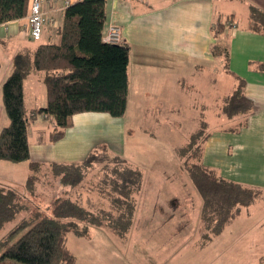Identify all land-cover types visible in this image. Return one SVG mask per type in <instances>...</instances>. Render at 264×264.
<instances>
[{
  "label": "crops",
  "instance_id": "crops-1",
  "mask_svg": "<svg viewBox=\"0 0 264 264\" xmlns=\"http://www.w3.org/2000/svg\"><path fill=\"white\" fill-rule=\"evenodd\" d=\"M63 1H43L42 10L51 21L43 26L37 40L29 36V9L25 16L0 24V49L8 54V60L13 61L19 52L32 55L40 44L60 41ZM75 1L69 0V4ZM251 7L264 12V0H106L103 34L110 22L119 25L122 43L128 47L125 113L121 117L105 112L75 113L71 126L57 140L50 136L53 121L44 115H37L27 131L29 173L30 161L44 166L80 163L98 146L109 154L122 156L142 172V185L127 233L120 236L107 228H90L89 232L108 231L107 239L101 242L109 246L98 253L96 248L84 252L75 264H264V217L253 221L255 215L264 214V33L251 28ZM218 19L225 27L214 37L212 28ZM214 46H221L223 52L215 55ZM8 71L0 75V86L11 72ZM238 79L244 81L243 93L252 100L253 110L248 115L228 118L221 112V105ZM43 80L44 72L37 70L24 79L27 112L43 107L26 104L27 84L31 97L38 91L44 94L46 105ZM133 105L136 112L131 115ZM189 105L198 113L196 126L188 137L201 122L206 125L201 163L224 179L262 191L259 200L241 207L219 234L205 242L200 236L199 194L198 204L189 201L192 195L188 191L158 188L153 194L150 189L154 192L159 181L178 175L169 177L166 169L157 172L159 176L152 175V160H129L116 148L126 134L146 133L165 119L174 121L190 109ZM211 116L219 119L215 123L218 126ZM227 119H234L236 125L224 124ZM29 132H33V140L29 139ZM180 146L173 145L172 150L175 152ZM174 152L165 165H177L181 171ZM193 204L197 207L193 208ZM191 210L197 213L196 221ZM85 237L91 240L89 235Z\"/></svg>",
  "mask_w": 264,
  "mask_h": 264
},
{
  "label": "trees",
  "instance_id": "trees-1",
  "mask_svg": "<svg viewBox=\"0 0 264 264\" xmlns=\"http://www.w3.org/2000/svg\"><path fill=\"white\" fill-rule=\"evenodd\" d=\"M28 1L0 0V24L25 16ZM250 15L251 28L264 33V12L251 7ZM106 16V0L70 3L64 8L58 43L40 44L32 55L19 52L13 57L12 70L1 85L9 121L0 129V160H29L27 131L37 115L53 121L52 140L63 136L75 113L105 112L113 117L123 116L127 105L128 47L122 40L116 44L102 41ZM224 27L222 20H216L213 36L217 37ZM222 52L214 46L215 55ZM32 70L44 72L46 105L27 112L23 81ZM243 86V79H238L233 92L223 100L221 112L228 118L248 115L253 110V102L243 93ZM205 129V123L201 122L176 149L180 170L188 175L202 201V242L219 234L225 224L239 214L241 207L254 204L262 196L260 189L224 179L201 163L202 144L207 137ZM195 145L199 163L188 164L182 157ZM101 149L109 154L106 148ZM95 151L80 163L44 166L30 161V173L22 188L0 183V228L22 211L28 213L27 206L20 202L23 199L31 202L29 197L38 194L35 189L40 180L48 182V188L52 189L47 205H36L33 213L22 214L1 237L0 264L6 260L21 264H75L76 258L66 244L69 233L85 237L92 227L107 228L120 236L127 233L142 185V172L122 156H112L125 167L115 168L113 191L117 195L111 199L104 197L105 208H100V202L95 203L89 197L85 205L79 190L81 185L66 195L82 182L85 169L93 163ZM97 209L102 210L96 212Z\"/></svg>",
  "mask_w": 264,
  "mask_h": 264
},
{
  "label": "rangeland",
  "instance_id": "rangeland-1",
  "mask_svg": "<svg viewBox=\"0 0 264 264\" xmlns=\"http://www.w3.org/2000/svg\"><path fill=\"white\" fill-rule=\"evenodd\" d=\"M219 49H222V47L220 46ZM8 58H9L8 54H4L3 51L0 49V63H1L0 75L7 72V70H9L8 72L12 70L13 63L10 59L8 60ZM8 74L9 73H7V76ZM228 87L229 86H227L226 88L227 91L229 90ZM44 97H45L44 94L39 93V91L36 93V96L31 97L30 91L28 89V84L26 85V104H28V106H31V104H35V106H44L45 105ZM192 102L193 101H191L190 103ZM189 108L190 109L187 110L185 114L181 115L178 119H174V121L172 119H165L164 122L160 121V125H157L156 128H152L151 131H146V133H142L140 131H134L133 133L126 134L124 138V142L119 144L117 143L116 148L119 149L118 152H121L122 155H124L129 160L132 159L137 162L138 161L145 162L147 160L149 161L152 160L153 162L149 166V168H151L149 169L150 170L149 172H152V175H158L157 172L166 169V171L168 172L165 173L170 174L169 177H171L172 175L179 176V177L172 176L169 181H165V180L159 181L154 189V192L152 188L150 189V192L154 194L155 191H158L156 190L158 188L165 191L169 189L170 191L173 192L175 190L180 192L181 190L182 193L188 191L192 195L191 198H189V201L190 202L194 201V203H197V201H199L198 200L199 196H197L198 193L194 185L192 184L190 178L188 177V175L183 171H179L177 165H173V167L165 165L166 159L171 158V153L174 152L172 150L173 145L174 147H176L178 145L184 144L187 140L188 132L194 129V127L196 126V121H197L196 116L198 113L196 110L197 108H194L193 110L191 105H189ZM130 109H131V115H133L134 112H136L134 105ZM210 119L211 121H214L213 122L214 124L219 122V119L215 118L214 116H211ZM7 122H8V117L6 115L4 106L1 101V86H0V128H2V126L7 124ZM44 122L46 123L45 120ZM38 123L41 124V122ZM168 123L171 125H169ZM224 124L228 126H235L236 122L234 121V119H227V121L224 122ZM29 139L33 140V132L32 133L29 132ZM101 148H99V146L97 147L96 149L97 151H95L94 154L93 163L85 169L86 174L82 182L80 183V185L83 183L82 184L83 189L81 188L80 191L82 194V198L84 199L83 203H85V205H86V198L89 197L95 203L99 201L100 208L102 206H103L102 208H105V206H107V202L105 198L111 199L112 197H115L117 195V193L113 191L115 168H117L118 170H122L125 167V164L123 162L116 160V158L112 157L113 154H107ZM174 155L177 158H179L176 150L174 152ZM182 159L184 162L188 164L199 163V151L196 145L190 151H187L185 155L182 157ZM27 163H28L27 161L11 162L7 160H0V183L15 185L16 187L23 186V184L26 181L27 175L29 173ZM52 180L53 179H49L48 181H52ZM44 181L45 180H40V182L36 184L37 189H35L36 190L35 193L38 194L29 197L31 202H28L25 199L21 200L20 203L27 206L28 213H24L22 211L17 218L5 223L4 226L0 228V239L4 235V233L7 232V230L10 229L18 221L19 217L22 214L27 215L30 214L31 212L33 213L37 209L36 205H40L42 207L48 204L52 189L48 188L47 186L48 182H44ZM77 187H75V189H77ZM73 190L74 189H70L66 195H70L71 193H73ZM57 191H60V189L58 188ZM182 200L187 202L186 206L188 205L190 208L191 205L188 203V201L185 200V198H182ZM193 205H194L193 208L197 207L195 206V204ZM100 210L102 209H97L95 211L99 212ZM191 211H192L191 216H193L192 219L196 221L197 213L194 210ZM261 215H255V219L253 218V221H257L260 217H264L263 213H261ZM106 233H108V231L102 229L91 230V232H89L88 234L91 240H88V238L86 237H76L72 233H69L67 235L66 244L68 248L71 250V252L74 254L75 258L78 259L79 261L83 257L84 252L96 248L97 250H95V252L98 253L99 250L103 248H108L109 244L107 242H101V240L103 241L107 239ZM4 264H21V263L12 260H6Z\"/></svg>",
  "mask_w": 264,
  "mask_h": 264
},
{
  "label": "built area",
  "instance_id": "built-area-1",
  "mask_svg": "<svg viewBox=\"0 0 264 264\" xmlns=\"http://www.w3.org/2000/svg\"><path fill=\"white\" fill-rule=\"evenodd\" d=\"M44 0H30L28 9L29 36L33 40L40 38L42 28L51 20L42 10ZM64 6L69 4V0L63 1ZM102 41L107 43H119L121 41V27L110 22L102 35Z\"/></svg>",
  "mask_w": 264,
  "mask_h": 264
}]
</instances>
